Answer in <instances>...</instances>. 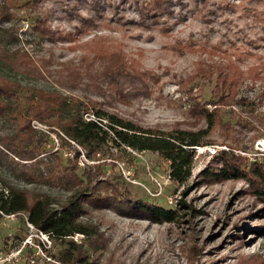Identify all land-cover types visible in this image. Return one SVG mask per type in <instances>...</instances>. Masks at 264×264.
Masks as SVG:
<instances>
[{"label":"rangeland","instance_id":"374dc122","mask_svg":"<svg viewBox=\"0 0 264 264\" xmlns=\"http://www.w3.org/2000/svg\"><path fill=\"white\" fill-rule=\"evenodd\" d=\"M168 8L156 18L168 27L163 30L140 25L133 0H0V75L21 82L10 101L23 113L38 101L36 90L60 91L70 101H93L143 125L196 129L205 120L193 105L212 110L218 74L234 83L231 103L216 108L209 143L192 146L191 175L181 184L170 179L169 163L157 152L108 143L86 157L59 131L32 120L44 162L31 165L0 152V178L58 211L74 191L63 180L77 166L75 174L85 170L106 179L119 196L176 215L155 222L111 202L95 207L84 201L78 220L89 234L51 238L24 214L0 211V264H256L254 257L264 258V201L249 181L201 175L219 169L220 149L243 162H264L257 143L264 139V0H170ZM113 51L126 63L127 72L118 76L102 70L103 54ZM13 128L0 119V135ZM44 163L54 167L55 179L23 174L37 175Z\"/></svg>","mask_w":264,"mask_h":264},{"label":"trees","instance_id":"16d2710c","mask_svg":"<svg viewBox=\"0 0 264 264\" xmlns=\"http://www.w3.org/2000/svg\"><path fill=\"white\" fill-rule=\"evenodd\" d=\"M169 1L145 0L139 2V0H133L138 12L139 24L146 27L149 23H156L160 25V29H167L168 27L162 25L156 18L157 14L169 10ZM37 22L36 28L43 32L44 22L39 21L40 25H37ZM44 33L51 35L52 32L45 29ZM123 57V54L117 51L103 54V72L107 71L108 75L118 76L117 73L126 71ZM217 80L219 82H216L215 88L219 94L216 96L217 99H211V104L214 105L212 110L198 104L193 105L198 115L204 118V127L193 129L177 123L170 128L163 129L125 118L117 112L96 106L93 101L83 102L77 98L70 101L60 91L36 90L34 95L38 101L23 113L14 102L10 101V98L15 97L22 89L21 82L0 75V119L3 118L14 123L12 133L0 135V147L2 148H0V152L5 155L11 152L14 157L32 160L30 164L37 166L44 162L42 157H37L42 152L39 150L38 142L33 138L40 129L33 126L31 121L37 120L47 126L48 132L59 131L62 135H59V132L56 133L65 143L71 145V142H75L85 151L86 157L98 152L102 145L108 143L116 148L126 146L139 151L157 152L169 163L170 179L181 184L191 175L194 161L192 146L209 143L207 137L216 120V108L219 104L226 106L231 103L234 83L232 84L230 81V75L218 74ZM89 111L93 116L83 115ZM218 116L221 118V111ZM75 151L77 156L80 152L77 148ZM14 157L11 159L14 160ZM216 158L220 163L219 169L207 170L206 173L203 170L201 175L204 174L206 179L214 178L215 180L229 179L233 176L247 179L253 194L264 201V162H243L240 157L227 153L224 149L217 151ZM14 161L17 162L16 159ZM60 162L61 165L62 162ZM98 163L100 164L97 167H101V161ZM44 164H46L44 171H40L37 175L26 170H23V174L34 178L39 177L45 181L55 179L56 175L52 173L54 167L48 163ZM76 167L74 166V171ZM74 171H71L68 177L63 180L67 183L72 182L70 187L74 191L58 211L51 210L46 198L33 196L27 189L17 188L5 181L4 178H0V211L6 214H24L26 220L33 227L51 238H64L75 232L89 234L86 225L78 220L84 201L95 207L111 202L118 205L121 208L120 211L136 217L145 216L155 222L175 218L176 212L173 209L159 207L150 201L134 199L125 194L119 196L117 188L108 180L94 178L85 170L82 171L81 176L75 174ZM253 259L257 260L256 264H264V258L260 255Z\"/></svg>","mask_w":264,"mask_h":264},{"label":"built area","instance_id":"2783aa9c","mask_svg":"<svg viewBox=\"0 0 264 264\" xmlns=\"http://www.w3.org/2000/svg\"><path fill=\"white\" fill-rule=\"evenodd\" d=\"M264 140V139H263ZM259 145H263V148H264V143L261 141V140H258L257 142ZM264 150V149H263ZM59 264H62V263H59Z\"/></svg>","mask_w":264,"mask_h":264},{"label":"bare ground","instance_id":"6f19581e","mask_svg":"<svg viewBox=\"0 0 264 264\" xmlns=\"http://www.w3.org/2000/svg\"><path fill=\"white\" fill-rule=\"evenodd\" d=\"M264 143V140H261Z\"/></svg>","mask_w":264,"mask_h":264},{"label":"water","instance_id":"95a60500","mask_svg":"<svg viewBox=\"0 0 264 264\" xmlns=\"http://www.w3.org/2000/svg\"><path fill=\"white\" fill-rule=\"evenodd\" d=\"M192 148H195V147H192Z\"/></svg>","mask_w":264,"mask_h":264}]
</instances>
